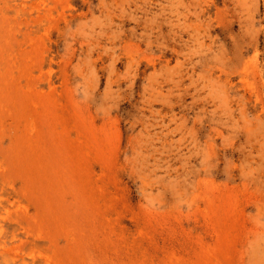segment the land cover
<instances>
[{"label": "rangeland", "instance_id": "rangeland-1", "mask_svg": "<svg viewBox=\"0 0 264 264\" xmlns=\"http://www.w3.org/2000/svg\"><path fill=\"white\" fill-rule=\"evenodd\" d=\"M0 264H264V0H0Z\"/></svg>", "mask_w": 264, "mask_h": 264}]
</instances>
